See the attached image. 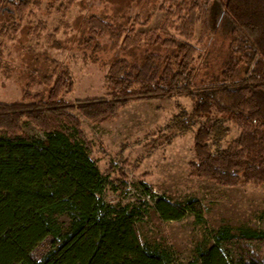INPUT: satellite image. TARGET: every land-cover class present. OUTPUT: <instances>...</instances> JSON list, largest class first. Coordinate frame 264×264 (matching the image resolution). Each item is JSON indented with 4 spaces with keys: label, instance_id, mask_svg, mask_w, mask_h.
Instances as JSON below:
<instances>
[{
    "label": "trees",
    "instance_id": "1",
    "mask_svg": "<svg viewBox=\"0 0 264 264\" xmlns=\"http://www.w3.org/2000/svg\"><path fill=\"white\" fill-rule=\"evenodd\" d=\"M77 1L61 6L68 12ZM159 9L164 24L146 33L137 25L145 26L151 13L143 20L140 14L122 22L103 15L85 20L81 49L96 42L98 54L107 40L118 53L107 63L106 97L70 99L73 72L54 61L35 81L41 90H32V76L21 101L0 102V264H174L173 247L141 228L152 211L166 222L193 214L207 229L199 201L173 204L146 183L136 186L141 197L130 203L106 201V192L127 194V179L100 170L80 116L99 126L133 102L189 98L192 109L180 107L166 129L194 132L190 175L228 188L264 187V0H161ZM220 17L224 39L205 52L194 43L196 26L204 28L199 42L209 44ZM203 52L213 60L200 70ZM25 120L43 138L27 134ZM230 124L239 130L234 139ZM189 264H264V231L224 222L206 231Z\"/></svg>",
    "mask_w": 264,
    "mask_h": 264
},
{
    "label": "rangeland",
    "instance_id": "2",
    "mask_svg": "<svg viewBox=\"0 0 264 264\" xmlns=\"http://www.w3.org/2000/svg\"><path fill=\"white\" fill-rule=\"evenodd\" d=\"M10 1L16 2L0 0V102L6 103L22 100L25 85L32 76H36L32 90H41L42 86L35 81L52 71L54 61L64 63L73 72L76 86L68 96L70 99L106 97L107 63L118 53L107 40H101L104 50L98 54L93 52L96 42L91 50L81 49V40L88 37L85 34L87 17L103 15L122 22L137 14L142 15L143 20L151 13L145 26L137 25L138 33L158 30L165 17V12L159 9L161 0H79L68 12L61 6L63 0H30L21 7ZM222 23L221 17L216 20L214 30L219 34L208 44L205 40L199 42L204 28L198 22L194 43L205 52L215 49L224 39L220 29ZM158 50L166 54L165 50ZM135 53H141V50L137 49ZM211 59L205 54L198 60V68L201 70L205 62L211 63ZM180 107L190 111L192 101L175 97L133 102L118 118L99 126L79 116L93 146L92 158L100 170L104 174L110 173L112 179L122 176L123 172L127 179V194L119 196L106 192V201L130 203L141 197L136 186L146 183L156 195L173 204L180 205L191 199L204 206L206 230L196 225L193 214L179 221L166 222L154 211L141 226L150 239L167 242L173 247L174 264H189L198 247L204 246L206 231L224 222L250 225L264 231V187L228 188L191 176L190 163L195 158L194 132L175 135L166 129ZM230 127L234 139L239 130L233 124ZM23 129L31 136L43 138V134L26 120ZM211 246L210 243L204 248Z\"/></svg>",
    "mask_w": 264,
    "mask_h": 264
}]
</instances>
